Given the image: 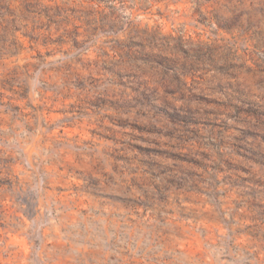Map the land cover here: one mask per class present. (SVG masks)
Listing matches in <instances>:
<instances>
[{
    "label": "rangeland",
    "instance_id": "374dc122",
    "mask_svg": "<svg viewBox=\"0 0 264 264\" xmlns=\"http://www.w3.org/2000/svg\"><path fill=\"white\" fill-rule=\"evenodd\" d=\"M0 264H264V0H0Z\"/></svg>",
    "mask_w": 264,
    "mask_h": 264
}]
</instances>
